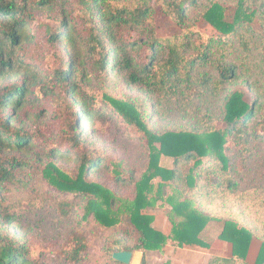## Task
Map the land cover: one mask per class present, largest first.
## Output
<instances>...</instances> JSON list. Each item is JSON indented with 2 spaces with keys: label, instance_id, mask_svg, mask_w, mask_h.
Wrapping results in <instances>:
<instances>
[{
  "label": "trees",
  "instance_id": "16d2710c",
  "mask_svg": "<svg viewBox=\"0 0 264 264\" xmlns=\"http://www.w3.org/2000/svg\"><path fill=\"white\" fill-rule=\"evenodd\" d=\"M226 2L0 0V264H94L92 237L74 222L120 227L99 264H124L112 257L115 244L132 252L160 251L169 239L208 247L201 234L212 220L223 223L219 238L236 257L259 238L255 264H264V0H236L231 19ZM157 7L179 32L158 37ZM200 19L217 34L199 31ZM33 29L43 32L42 54L29 52ZM111 73L152 100L153 110L111 95ZM43 99L51 111L36 110ZM47 114L55 128L42 127ZM156 115L189 125L154 130ZM107 117L136 133V164L92 148L87 128L94 134ZM19 182L35 190L27 210L7 195ZM202 195L218 201L217 213L194 205ZM160 199L171 206L170 234L145 212ZM34 210L45 213L38 225L54 248L30 243L33 225L21 219Z\"/></svg>",
  "mask_w": 264,
  "mask_h": 264
},
{
  "label": "rangeland",
  "instance_id": "374dc122",
  "mask_svg": "<svg viewBox=\"0 0 264 264\" xmlns=\"http://www.w3.org/2000/svg\"><path fill=\"white\" fill-rule=\"evenodd\" d=\"M225 5L228 9L227 11L228 17L231 19L236 8V0H228V2L225 3ZM154 18H155L158 37H168L170 35L176 34L181 30L180 26L177 23H175L172 19H170L166 14H164L159 7L156 8ZM254 27L256 28L260 27L256 21L254 22ZM196 28L201 32H205L206 34H217V31L212 26H210L204 19H200L196 22ZM31 32L32 34L37 33L38 37H36V42L34 45L31 46L29 52L31 55L42 54L41 52L45 49L44 46L42 45L44 39L41 40V37L43 36V32L40 30L36 32L34 29L31 30ZM105 87L107 88L108 92L114 97L117 98L131 97L137 99L139 102L147 101L149 108L153 110L152 100L147 99L142 92H139L135 88L129 86L121 76L119 77L114 73H111L110 79ZM247 96L248 99H251L252 97L251 93L248 94ZM41 108H46V110L51 111L52 108L50 105V101H48L47 99H43L36 110L39 111ZM179 119H181V121H179V124L176 123L173 125L172 120L168 122L162 120L160 116L156 115L150 125L151 127H153L154 130H160V129L168 130L175 126L189 125L186 117H180V116L175 117V120H179ZM44 120L46 122L44 125H42V127L44 128L45 126L55 128L56 125H58L55 121L51 120L48 114L47 116H45ZM117 120L118 121H114L107 117L106 119H104V121H99L97 124L98 128H96L97 130L94 134H92L91 127L87 128L88 134L92 139H94L95 142L93 143L92 148H95L99 152L105 151L104 153L108 154L109 157L113 156L117 159H122L123 161L128 162L130 165L136 164L138 161L137 158H139L142 154L140 140L138 139V137H136L137 136L136 133L126 130L123 127L122 123L119 122L120 119ZM47 132L51 134L52 131L49 129L47 130ZM161 165L166 168H172L174 165L173 159L162 156ZM25 174L26 171L22 170L20 172V179H23ZM160 181H161L160 178L154 180L156 184ZM34 184L35 185L37 184L38 186L43 185L42 182L39 180H35ZM111 184L112 183H110V185ZM35 185H31V186H35ZM131 189L132 188L130 187H122L121 193L127 196L131 195ZM8 190H10L9 191L10 193H7V195H9L10 197V201H14V200L22 201L21 206L26 210L29 208V205L32 204V200L36 198V194H34L35 190L31 188L23 187V185L20 182L13 185H9ZM167 192L170 193L171 190L167 188ZM217 202L218 201L216 199L213 200L211 198H207L202 195L197 199L198 205L197 204L194 205L200 206L204 212L210 215H214L215 213H217L218 210V208H215L214 205H220L219 203L217 204ZM219 202L221 203V201ZM20 210L21 212H24L23 211L24 209L23 210L20 209ZM170 211H171L170 204L164 202L162 199L158 200L155 206L147 208L145 210V212L154 215L155 217L154 225L160 229H163L166 234H170L172 229V222L169 217ZM44 214L45 213L41 214L35 210L32 212L29 211L26 212L21 219L22 224L28 226V224L31 223L33 225V229L31 230V235L29 240L32 246L38 250H42L47 246L49 248H54L55 245L53 243L54 241L47 242L43 240L44 239L43 232L40 229V226L38 225L39 224L38 219ZM75 225L76 222L72 224L73 228H78L80 230H83L87 235L92 237V247H91V251H89V255L94 258L92 259V262L94 260V264H96L95 259H97V264L103 263L105 259L107 242L113 240L117 236L118 237L122 236L121 234H119L118 231V228L120 227L106 229L104 227H99L94 222H91L88 226H86L83 229ZM136 239H137L136 236H134V238L130 240V243L135 244L137 242ZM154 254L155 253L153 251L146 252V260L147 258L149 259V257ZM45 258L49 262H52L53 260L49 256V254H47ZM155 259L156 262L159 261V259L157 258ZM160 261L162 264H170L169 261H165V262L162 260ZM83 264H88V263L86 261L85 262L83 261Z\"/></svg>",
  "mask_w": 264,
  "mask_h": 264
},
{
  "label": "crops",
  "instance_id": "0c3cea01",
  "mask_svg": "<svg viewBox=\"0 0 264 264\" xmlns=\"http://www.w3.org/2000/svg\"><path fill=\"white\" fill-rule=\"evenodd\" d=\"M222 226L223 223L218 220H212L207 224L201 238L208 244V247L199 245L180 247L174 241L168 240L162 250L153 251L155 254L147 260L146 252L150 250L133 251L134 255L130 264H142L144 259L146 264H162L160 260L169 261L170 264H225V260L228 259H233L234 264H255L262 247V241L253 237L246 257H236L233 255V244L219 238ZM155 258L160 262H156Z\"/></svg>",
  "mask_w": 264,
  "mask_h": 264
},
{
  "label": "water",
  "instance_id": "95a60500",
  "mask_svg": "<svg viewBox=\"0 0 264 264\" xmlns=\"http://www.w3.org/2000/svg\"><path fill=\"white\" fill-rule=\"evenodd\" d=\"M134 252L124 250L121 244H116L113 247L112 257L124 264H130L132 262Z\"/></svg>",
  "mask_w": 264,
  "mask_h": 264
}]
</instances>
